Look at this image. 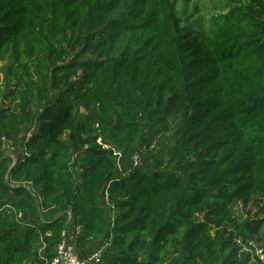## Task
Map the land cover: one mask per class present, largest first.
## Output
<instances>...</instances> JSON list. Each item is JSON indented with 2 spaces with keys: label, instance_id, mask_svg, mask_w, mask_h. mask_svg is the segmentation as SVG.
Returning a JSON list of instances; mask_svg holds the SVG:
<instances>
[{
  "label": "trees",
  "instance_id": "16d2710c",
  "mask_svg": "<svg viewBox=\"0 0 264 264\" xmlns=\"http://www.w3.org/2000/svg\"><path fill=\"white\" fill-rule=\"evenodd\" d=\"M188 1L0 0V264H264V0Z\"/></svg>",
  "mask_w": 264,
  "mask_h": 264
},
{
  "label": "rangeland",
  "instance_id": "374dc122",
  "mask_svg": "<svg viewBox=\"0 0 264 264\" xmlns=\"http://www.w3.org/2000/svg\"><path fill=\"white\" fill-rule=\"evenodd\" d=\"M224 0H189L188 1V11L192 12L195 8V5H198V11L196 14H199L200 11L204 10V8L201 5H206V11L211 15L212 13L221 12L223 9L222 6L224 5ZM186 3V0H176V6L178 10L184 9V4ZM199 3H201L199 5ZM214 6V7H213ZM195 14V15H196ZM202 16V14H200ZM205 19H208L207 16L203 17ZM77 52L72 54L71 59L76 55ZM86 55H84L85 57ZM13 63V59L9 57L8 59L4 61H0V107L2 105L6 104V101L4 100V95L6 94L7 90L9 89V86L11 88L12 84L15 83L14 80L9 76L8 74V68ZM42 108V104L39 101L34 102V110L36 112H39ZM184 117L182 115L179 116H172L167 117L166 120H164L162 123L159 124L160 131L153 136V148L155 153H158L161 157H164L165 159L168 157L166 155L168 149L172 147L175 144V141L180 135L181 129L184 127ZM148 132V131H146ZM147 137H149V133H147ZM138 149L134 151V155L128 159L126 157L120 158L118 157L117 163L118 167H121L123 165V160L129 162H135V157L137 156V159L139 160V166L143 165L144 155L146 154V147L143 146L140 142L137 143ZM5 153L6 155L11 159V163H15L20 155V151L14 149L10 144H5ZM147 156V155H146ZM145 156V158H146ZM238 245L240 246L239 250V256L242 259H247V264H257L256 263V257H255V251L250 248L247 244L242 242L241 240H237ZM108 245L102 247V256L103 251L107 249ZM257 255H260L262 258H264V255L262 253V249L257 247ZM103 261V260H102ZM102 263V262H101Z\"/></svg>",
  "mask_w": 264,
  "mask_h": 264
},
{
  "label": "built area",
  "instance_id": "2783aa9c",
  "mask_svg": "<svg viewBox=\"0 0 264 264\" xmlns=\"http://www.w3.org/2000/svg\"><path fill=\"white\" fill-rule=\"evenodd\" d=\"M98 141L102 143L101 138ZM114 154L121 157V152L115 151ZM134 160L135 164L139 163L137 156ZM102 258L101 249L95 251L86 259L82 258L79 254L76 239L71 237L69 241L65 240V242L59 245L56 254L51 259H47L45 264H99Z\"/></svg>",
  "mask_w": 264,
  "mask_h": 264
},
{
  "label": "water",
  "instance_id": "95a60500",
  "mask_svg": "<svg viewBox=\"0 0 264 264\" xmlns=\"http://www.w3.org/2000/svg\"><path fill=\"white\" fill-rule=\"evenodd\" d=\"M65 242V241H64Z\"/></svg>",
  "mask_w": 264,
  "mask_h": 264
}]
</instances>
